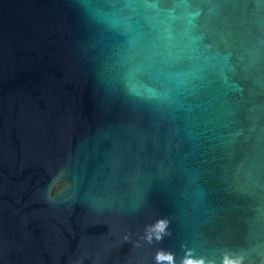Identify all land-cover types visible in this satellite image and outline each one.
<instances>
[{
	"label": "water",
	"instance_id": "water-1",
	"mask_svg": "<svg viewBox=\"0 0 264 264\" xmlns=\"http://www.w3.org/2000/svg\"><path fill=\"white\" fill-rule=\"evenodd\" d=\"M226 257L264 264V0H0V264Z\"/></svg>",
	"mask_w": 264,
	"mask_h": 264
},
{
	"label": "clouds",
	"instance_id": "clouds-1",
	"mask_svg": "<svg viewBox=\"0 0 264 264\" xmlns=\"http://www.w3.org/2000/svg\"><path fill=\"white\" fill-rule=\"evenodd\" d=\"M164 227H166V224L163 221L158 222L157 229L158 231L162 232ZM159 235H157V239H159ZM151 237H149V240ZM158 259H168L171 260V256L164 257L163 255H158ZM185 264H204L203 261H192V260H186ZM224 264H242V258H236V259H228L225 258Z\"/></svg>",
	"mask_w": 264,
	"mask_h": 264
}]
</instances>
